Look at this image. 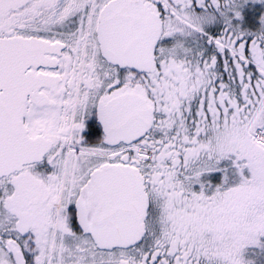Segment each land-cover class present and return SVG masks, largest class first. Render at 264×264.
<instances>
[{
  "label": "snow or ice",
  "instance_id": "1",
  "mask_svg": "<svg viewBox=\"0 0 264 264\" xmlns=\"http://www.w3.org/2000/svg\"><path fill=\"white\" fill-rule=\"evenodd\" d=\"M0 264H264V0H0Z\"/></svg>",
  "mask_w": 264,
  "mask_h": 264
}]
</instances>
